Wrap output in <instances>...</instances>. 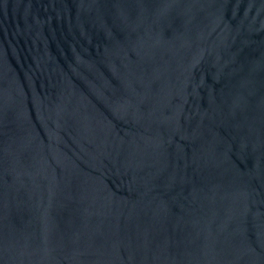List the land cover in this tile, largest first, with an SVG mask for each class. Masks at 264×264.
I'll use <instances>...</instances> for the list:
<instances>
[{
  "label": "water",
  "instance_id": "water-1",
  "mask_svg": "<svg viewBox=\"0 0 264 264\" xmlns=\"http://www.w3.org/2000/svg\"><path fill=\"white\" fill-rule=\"evenodd\" d=\"M0 264H264V0H0Z\"/></svg>",
  "mask_w": 264,
  "mask_h": 264
}]
</instances>
